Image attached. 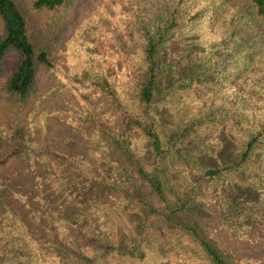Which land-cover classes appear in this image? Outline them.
Listing matches in <instances>:
<instances>
[{
  "label": "rangeland",
  "instance_id": "obj_1",
  "mask_svg": "<svg viewBox=\"0 0 264 264\" xmlns=\"http://www.w3.org/2000/svg\"><path fill=\"white\" fill-rule=\"evenodd\" d=\"M13 1L30 43L46 52L55 71L38 64L29 95L12 100L5 81L19 58L13 49L2 57L0 211L6 206L21 213L25 202L72 219L87 203L84 220L106 224L110 244L95 264H212L189 226L227 264H264V227L247 229L243 238L230 234L218 195L226 180L203 177L201 164L209 157L195 155L224 127L222 103L211 102L212 90L197 87L196 69H209L210 77L220 75L211 70L223 74L213 83L221 98L224 84L231 85L241 90L238 97L264 108V19L254 16L251 0H65L52 10ZM196 11L198 18L189 20ZM150 38L159 40L155 60L161 70L155 95L144 104L137 92L148 66L142 47ZM213 44L227 49L215 54ZM84 51L117 78L119 97L86 85L77 100L72 81ZM147 131L160 141L162 153L155 158ZM154 172L166 205L146 179ZM5 226L1 215L0 229ZM40 230L37 237L45 234ZM24 253H0V264H15Z\"/></svg>",
  "mask_w": 264,
  "mask_h": 264
},
{
  "label": "trees",
  "instance_id": "obj_2",
  "mask_svg": "<svg viewBox=\"0 0 264 264\" xmlns=\"http://www.w3.org/2000/svg\"><path fill=\"white\" fill-rule=\"evenodd\" d=\"M64 1L32 0L31 7L36 10H52L61 6ZM251 4L254 16L264 19V0H251ZM175 12L176 9H174ZM198 12L196 11L188 19H197ZM0 19L2 22L0 66L2 57L10 49L15 50L19 58L17 65L5 81V92L8 98L21 100L26 98L32 90L37 65L43 64L51 71H55V66L43 49L33 48L27 36L25 19L13 0H0ZM170 24L171 26L174 24L173 20ZM158 37L160 39L161 36ZM158 41L150 38L142 47L148 66L137 96L138 100L144 104L149 103L155 95L158 76H160L161 69L157 67L155 60ZM215 47L213 44L210 52L218 54L227 49L226 46ZM244 49L242 47L240 54ZM191 51L197 57L201 55L196 49ZM231 53L235 54V51L232 50ZM251 54L249 52L244 57H250ZM102 65L95 56L86 51L82 52L78 76L72 81V84L76 86L74 95L78 101H81L78 90L86 85L98 87L109 98L119 97L121 93L115 85L117 78L108 77ZM215 73L220 75L210 77L209 69L199 67L194 75L198 77L196 84L199 89L213 91L211 102L222 103L221 109L224 116L221 118L224 120V127L214 137V141L211 139L209 144L203 147L198 145L195 155L198 156L199 153L209 157L201 164L203 177L212 182L226 180L225 183L218 185L220 191L218 195L222 199L220 213L230 234L243 238L247 229L253 226L264 227V108L259 105L253 106L246 96L238 97L241 90H234L231 85L224 84L223 98H221L216 94L213 83L219 77L222 80L223 74L220 71L211 70L212 75ZM65 81L67 82L68 79ZM113 88L116 92L112 90ZM126 96L127 101L132 98L131 94ZM146 135L150 139L151 150L155 158L162 153L159 138L151 131H147ZM43 153L48 154L47 151ZM123 153L128 156V152L124 149ZM233 154H237V157ZM48 155L60 163L69 162L66 158L58 157L53 153ZM219 160L221 162H218ZM138 172L146 177L141 169H138ZM236 176L238 180L234 178ZM146 179L157 198L166 205L162 184L157 173L154 172ZM23 206L21 213H13L7 210L6 206L0 211V216L2 215L6 222V226L0 229V253L8 256L16 253V250L21 253L25 251L23 255L15 258V264H95L110 248V244L105 240L106 224L99 223L98 220H84L88 217L84 216L89 207L87 203L82 204L77 217L72 219L66 213H62L59 217L48 210L46 205L33 207L23 202ZM4 209L5 212H3ZM40 228L45 230V234L37 237L35 233L37 231L41 233ZM186 229L212 264H227L209 241L200 237L192 226ZM6 260H11V257Z\"/></svg>",
  "mask_w": 264,
  "mask_h": 264
}]
</instances>
